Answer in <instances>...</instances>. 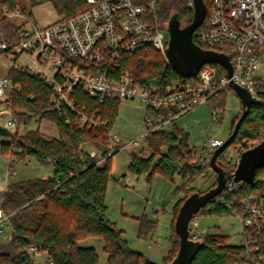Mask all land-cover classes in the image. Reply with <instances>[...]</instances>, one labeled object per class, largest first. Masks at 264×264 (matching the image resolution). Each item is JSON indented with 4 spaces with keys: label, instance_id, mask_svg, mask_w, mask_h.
Returning a JSON list of instances; mask_svg holds the SVG:
<instances>
[{
    "label": "trees",
    "instance_id": "obj_1",
    "mask_svg": "<svg viewBox=\"0 0 264 264\" xmlns=\"http://www.w3.org/2000/svg\"><path fill=\"white\" fill-rule=\"evenodd\" d=\"M34 7L50 1L59 15L71 16L88 8L86 0H30ZM207 16L210 1L204 0ZM1 5L9 9L20 7L27 9L28 0H0ZM158 15L162 21L176 18L180 25L193 20L194 9L188 7L187 0H163L159 4ZM184 25V26H185ZM0 27L3 37L14 43L18 39L16 26L7 18H2ZM194 41L196 39L194 38ZM208 49V46H204ZM213 50L220 51L217 46ZM218 66L217 64H213ZM132 71L136 83L155 92H164L169 86L182 83H196L197 77L184 78L177 73L153 45L139 47L135 52L122 57L121 67ZM13 83L21 90L13 91L10 110L16 119V131L8 142H0L3 154L17 160L34 156L39 161L53 162V173L47 177H35L8 183L3 194L2 209L10 214L11 238L0 244V264H34L28 251L30 245L38 253H46L52 264H99V255L93 247H83L79 242L89 237H102L104 251L108 254L107 264H154L143 254L134 251L123 238V231L118 229L107 216L106 191L111 172L112 156L98 162L108 151L109 132L112 130L121 100L117 98L90 97L83 87L74 90L77 111L96 115L105 122L103 128H81L77 113L67 111L66 116L52 110L49 98L51 86L39 76L25 70H10ZM222 93L217 101L225 105ZM243 112L233 120L231 133ZM47 119L58 126L57 136H46L40 128L26 129L20 132L21 125H28L33 120ZM264 127V98L258 103L252 102L250 111L243 121L234 143L244 144L240 154L251 148L249 144L259 139ZM167 129V130H165ZM150 133L146 137L148 156L132 154L130 170L136 174L148 173L151 178L159 171L167 178L181 175L193 181L203 175L210 164L200 161L194 148L189 144V133L175 122L170 127ZM263 139H260L261 142ZM85 145L93 146L88 151ZM165 149V151H164ZM221 153L217 162L225 171H234L237 163L226 167L221 163ZM228 182L231 180L228 178ZM217 181L210 187H214ZM209 188V189H210ZM196 190H191L175 206L171 248L163 257L161 264L170 263L177 255L180 238L175 230V222L180 207L186 198ZM254 196L257 201H264V166L259 168L253 184L239 182L235 189L226 187L215 199L198 213L245 215L244 201ZM198 213L195 215L197 217ZM194 217V216H193ZM156 224L147 218L140 221V233L147 236L155 230ZM191 264H236L251 263V258L241 244L234 246L227 243L226 236L205 234ZM256 262L264 263V225L258 238V249L251 254Z\"/></svg>",
    "mask_w": 264,
    "mask_h": 264
},
{
    "label": "built area",
    "instance_id": "obj_2",
    "mask_svg": "<svg viewBox=\"0 0 264 264\" xmlns=\"http://www.w3.org/2000/svg\"><path fill=\"white\" fill-rule=\"evenodd\" d=\"M162 1L86 0L87 9L71 16L59 15L46 25L34 17L35 7L30 0L26 10L20 7L11 10L0 4V21L2 18L12 21L18 35L14 43H9L0 27V57L8 63L7 72L0 76V102L9 107L12 92L21 90L9 76L12 69L25 70L47 82L52 89L51 109L66 116L67 121L70 120L67 111L77 110L73 94L78 86L101 101L141 98L147 104L145 132L127 143L119 142L116 135L109 132L108 151L98 161L101 162L131 144H139L141 138L145 139L150 133L170 127L199 105L207 104L212 120H219L223 107L217 101L235 84L246 88L254 103L264 98V0H209L208 16L206 14L194 33L195 42L202 48L208 46L213 50L212 47L217 46L219 52L228 55L232 67L230 76L225 66L206 63L195 76L196 83L169 86L161 93L139 86L132 71L120 68L124 55L148 45L159 50L168 62L165 31L170 21H162L158 15ZM187 4L194 9L195 0H187ZM23 56L33 59L38 68L21 64ZM76 113L81 128L105 127V122L96 115ZM8 123L16 125L15 117ZM260 139L264 140V127L252 145L260 143ZM223 142L219 137L209 136L201 150L204 160L209 163ZM228 178L231 182L227 181L225 187L231 191L239 182L235 181L234 171H228ZM244 203L242 245L251 258L250 264H260L251 254L258 249L264 225V201L249 196ZM196 217L190 224L196 225ZM10 227V214L0 210V231ZM28 251L36 252V247L30 245Z\"/></svg>",
    "mask_w": 264,
    "mask_h": 264
},
{
    "label": "rangeland",
    "instance_id": "obj_3",
    "mask_svg": "<svg viewBox=\"0 0 264 264\" xmlns=\"http://www.w3.org/2000/svg\"><path fill=\"white\" fill-rule=\"evenodd\" d=\"M48 2L50 1L39 4L36 11L45 14L50 13L51 7ZM182 25L184 26L185 23L183 22ZM168 40L169 32L166 30L165 41L168 42ZM20 62L38 68V65L31 58L23 56L20 58ZM7 70L8 63L3 57H0V76ZM224 97L223 116L219 120H212L209 106L202 104L176 121L180 128L189 133V144L194 148L200 161L204 160V156H201V150L206 139L209 136H215L225 141L231 133L235 116L241 112L242 101L233 87L225 92ZM146 105L139 97L121 100L111 130V134L116 135L119 142L133 141L145 132ZM10 120H13L10 108L6 103L0 102V124L8 126L11 131L15 132L16 125H9ZM40 125L42 129H47V126L52 128L45 121H42ZM38 127L39 122L34 119L27 126L21 125L20 132L23 133L26 129ZM10 138L0 135V140H11ZM252 143L254 141L249 144L252 145ZM147 147L146 138H141L139 144H131L112 157V177L108 182L106 191L107 216L118 229L123 231V238L127 240L134 251L143 254L154 264H161L163 255L171 244L172 222L176 204L193 189L201 193L209 190L216 182L217 174L209 167L206 169L205 174L197 177L192 182L178 174L174 178H167L159 171H156L151 178L148 177V173L136 174L130 170L132 154H145L148 156L150 151ZM242 148H244V144L241 143L229 145L222 152L224 159H220L221 163L226 167H230L235 163L238 164ZM85 149L95 151L91 145H85ZM0 153L4 156L3 161L0 162V206H2L4 187L7 183L44 177L53 173V162H42L34 156L16 162L15 157L12 158L10 155L2 153L1 145ZM10 159H14L15 163L10 165ZM198 216L197 219H194L196 225L193 222L190 224V237L192 239L200 240L199 238L205 234H218L226 236L227 243L230 245L240 246L243 243L241 216L236 214L205 215L203 212L198 213ZM142 218H147L156 224L155 230L149 231L147 236H142L140 233ZM11 231V227L4 232L0 231V244L11 238ZM79 245L95 248L100 254L101 261V253L104 251V239L102 237L94 236L83 239L79 242ZM29 253L33 256L38 252L29 251ZM42 258L37 257L36 264H47Z\"/></svg>",
    "mask_w": 264,
    "mask_h": 264
},
{
    "label": "water",
    "instance_id": "obj_4",
    "mask_svg": "<svg viewBox=\"0 0 264 264\" xmlns=\"http://www.w3.org/2000/svg\"><path fill=\"white\" fill-rule=\"evenodd\" d=\"M206 14L207 6L204 0H195L194 16L189 24L181 26L175 17L169 22V41L166 50L168 63L184 78L195 77L206 63H219L227 68L229 76L232 73L228 55L219 51L204 49L194 41V33L204 22ZM233 88L242 101L243 112L233 132L215 150L209 160L210 167L217 174V184L204 193L197 191L191 193L180 207L175 222V230L180 238V246L177 255L168 264L192 263L202 243L200 240H194L190 237V222L201 208L223 192L227 183L228 172L218 164L217 158L229 145L234 143L252 106L251 96L246 88L236 84L233 85ZM0 135L12 137L13 131L8 126L0 124ZM263 166L264 140L242 152L234 170L235 181L253 184L257 170Z\"/></svg>",
    "mask_w": 264,
    "mask_h": 264
},
{
    "label": "crops",
    "instance_id": "obj_5",
    "mask_svg": "<svg viewBox=\"0 0 264 264\" xmlns=\"http://www.w3.org/2000/svg\"><path fill=\"white\" fill-rule=\"evenodd\" d=\"M48 4L50 5V7H51V12L50 13H41V12H37L36 11V7L34 8V17L36 18V20L40 23V24H43V25H46V24H49V23H52L53 21H55L56 19H57V17L59 16V14L57 13V11L55 10V8L53 7V4L51 3V2H48ZM42 121H45V123H48V124H50L51 126H52V128L50 127H48L47 126V129H42L41 128V122ZM42 121H40L39 122V128H40V130H41V132L44 134V135H46V136H57L58 135V126L56 125V123L55 122H53V121H50V120H47V119H44V120H42ZM9 140H0V142H8ZM0 162L1 161H3V155L0 153ZM29 158V156L25 159V160H27ZM17 161H24V160H17L16 159V162ZM9 162H10V165H11V163H15V161H14V159H10L9 160ZM15 173V172H14ZM47 176H49V175H47ZM47 176H44V177H47ZM8 184V183H7ZM7 186V185H6ZM6 186L4 187V191H5V189H6ZM3 194H4V192H3ZM3 202V201H2ZM0 210H2V206H0ZM170 248H171V244H170V246H169V248H168V250L164 253V255H163V257L165 256V255H167V253L169 252V250H170ZM98 255H99V264H106L107 263V260H108V254L105 252V251H103L102 253H101V261H100V254L98 253ZM37 257H43L42 259L44 260V261H46V263L47 264H51V261H50V259L48 258V256H47V254L46 253H35L33 256H32V259H33V263L34 264H36L37 263ZM150 260V259H149Z\"/></svg>",
    "mask_w": 264,
    "mask_h": 264
},
{
    "label": "flooded vegetation",
    "instance_id": "obj_6",
    "mask_svg": "<svg viewBox=\"0 0 264 264\" xmlns=\"http://www.w3.org/2000/svg\"><path fill=\"white\" fill-rule=\"evenodd\" d=\"M231 134V133H230ZM230 134H229V136H230Z\"/></svg>",
    "mask_w": 264,
    "mask_h": 264
}]
</instances>
